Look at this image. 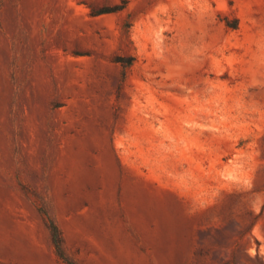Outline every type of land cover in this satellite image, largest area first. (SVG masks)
Here are the masks:
<instances>
[{
    "label": "rangeland",
    "instance_id": "obj_1",
    "mask_svg": "<svg viewBox=\"0 0 264 264\" xmlns=\"http://www.w3.org/2000/svg\"><path fill=\"white\" fill-rule=\"evenodd\" d=\"M0 264H264V0H0Z\"/></svg>",
    "mask_w": 264,
    "mask_h": 264
},
{
    "label": "trees",
    "instance_id": "obj_2",
    "mask_svg": "<svg viewBox=\"0 0 264 264\" xmlns=\"http://www.w3.org/2000/svg\"><path fill=\"white\" fill-rule=\"evenodd\" d=\"M42 214L45 216V218L47 220V226H48V229L51 233L52 243H53V246L55 248L57 255L60 258L64 259V261H67L66 258L64 257V253H63V249H62V240H61L60 232H59L57 225L47 215L46 212L42 211Z\"/></svg>",
    "mask_w": 264,
    "mask_h": 264
}]
</instances>
